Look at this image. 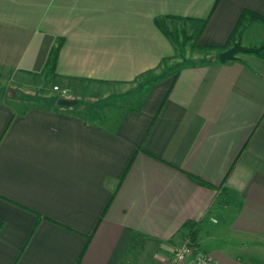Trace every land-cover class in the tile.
I'll return each instance as SVG.
<instances>
[{
	"label": "crops",
	"instance_id": "crops-1",
	"mask_svg": "<svg viewBox=\"0 0 264 264\" xmlns=\"http://www.w3.org/2000/svg\"><path fill=\"white\" fill-rule=\"evenodd\" d=\"M245 10L264 0H0V264H164L188 234L264 264V57L219 60Z\"/></svg>",
	"mask_w": 264,
	"mask_h": 264
},
{
	"label": "trees",
	"instance_id": "trees-1",
	"mask_svg": "<svg viewBox=\"0 0 264 264\" xmlns=\"http://www.w3.org/2000/svg\"><path fill=\"white\" fill-rule=\"evenodd\" d=\"M258 20L262 21L264 23V17L263 16L255 13V12L249 11V10L243 11V13L241 14V16L237 22V25H236L233 33L231 34L229 43L232 42L234 44L237 40H239L241 38L242 31H243L244 27L246 26L247 22L258 21ZM157 23L163 29V31L169 37H171V39H173V41H175L179 45H182L183 42H180L179 37L177 36V32H175L174 30L171 31L168 27H166V25L164 23V19H158ZM60 44H61L60 41L57 42V44L52 49L50 56L47 60L46 66L49 67L50 71H54V69L56 67V64L58 61ZM258 54L264 57V47L261 51L258 52ZM207 61L208 60H205V62H207Z\"/></svg>",
	"mask_w": 264,
	"mask_h": 264
},
{
	"label": "built area",
	"instance_id": "built-area-1",
	"mask_svg": "<svg viewBox=\"0 0 264 264\" xmlns=\"http://www.w3.org/2000/svg\"><path fill=\"white\" fill-rule=\"evenodd\" d=\"M211 256L198 247L192 234L181 239L164 264H209Z\"/></svg>",
	"mask_w": 264,
	"mask_h": 264
},
{
	"label": "rangeland",
	"instance_id": "rangeland-1",
	"mask_svg": "<svg viewBox=\"0 0 264 264\" xmlns=\"http://www.w3.org/2000/svg\"><path fill=\"white\" fill-rule=\"evenodd\" d=\"M170 30L172 31V30H174L175 32H177V36L179 37V40H180V42H183L182 43V45H180L181 47H183V46H185L186 44H187V42H189V40H191V39H193V38H195L193 35H188L187 33H186V30L185 29H182V27H177V26H172L171 28H170ZM263 46H264V44H263ZM207 51H208V48H207ZM150 84V83H149ZM148 86V85H147ZM47 87V86H46ZM52 88H53V91H55L54 93H55V96L54 97H56L57 99H61V100H63L62 102H60L57 106L58 107H64V108H67V107H73V108H80L81 107V105L82 104H80V103H78V104H76L75 102L73 103V104H71V101H70V99L69 98H66V96H68V95H70V94H68V93H66V92H62V91H59V90H57L58 88H57V86H52ZM9 93V95H11V96H16V97H20V96H26V94H21L22 92H20V91H11V92H8ZM55 98V99H56ZM54 99V98H53ZM53 99H51V100H49V102H52L53 101ZM65 100H68V102H70V104L69 103H65L64 101ZM63 103V104H62ZM95 104H97V105H117V104H124V105H128V104H130L131 102H129L128 100H127V98L126 97H124V96H119V95H117V96H110V97H108V98H105V99H100V100H97V101H95L94 102ZM50 104V103H49ZM84 104L85 103H83V105L82 106H84ZM56 105V104H55ZM85 107V106H84Z\"/></svg>",
	"mask_w": 264,
	"mask_h": 264
},
{
	"label": "water",
	"instance_id": "water-1",
	"mask_svg": "<svg viewBox=\"0 0 264 264\" xmlns=\"http://www.w3.org/2000/svg\"><path fill=\"white\" fill-rule=\"evenodd\" d=\"M263 45L261 46H248L242 43L239 39L237 40L231 47L222 51L219 54V60L221 62H227L231 60H237L239 58V54L241 53H258L263 49Z\"/></svg>",
	"mask_w": 264,
	"mask_h": 264
}]
</instances>
